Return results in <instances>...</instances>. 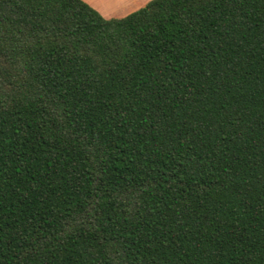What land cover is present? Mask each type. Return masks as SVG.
Listing matches in <instances>:
<instances>
[{
  "label": "trees",
  "instance_id": "1",
  "mask_svg": "<svg viewBox=\"0 0 264 264\" xmlns=\"http://www.w3.org/2000/svg\"><path fill=\"white\" fill-rule=\"evenodd\" d=\"M0 264H264V0H0Z\"/></svg>",
  "mask_w": 264,
  "mask_h": 264
},
{
  "label": "rangeland",
  "instance_id": "2",
  "mask_svg": "<svg viewBox=\"0 0 264 264\" xmlns=\"http://www.w3.org/2000/svg\"><path fill=\"white\" fill-rule=\"evenodd\" d=\"M92 1L95 2L94 5L100 7L102 12L110 18H113V16L110 15L109 13L117 14L119 15L117 18H122L133 12V11L128 12L130 9H132V6H134V4L128 6L129 0H97V1L92 0ZM142 7H139L136 10Z\"/></svg>",
  "mask_w": 264,
  "mask_h": 264
},
{
  "label": "crops",
  "instance_id": "3",
  "mask_svg": "<svg viewBox=\"0 0 264 264\" xmlns=\"http://www.w3.org/2000/svg\"><path fill=\"white\" fill-rule=\"evenodd\" d=\"M84 2H86L88 5H90L93 9H95L100 15H102L104 18L106 19H111L110 17L106 16L102 10L100 9V7L94 5L95 2L92 1V0H83ZM97 1V0H95ZM150 0H129V4L128 6L134 4V6H132V9H130L128 12H131V11H137L136 9L139 8V7H142L144 5H146ZM132 13V12H131ZM130 13V14H131ZM110 15L113 16V18H117L119 15L117 14H114V13H109ZM129 15V14H128ZM123 18V17H122Z\"/></svg>",
  "mask_w": 264,
  "mask_h": 264
}]
</instances>
